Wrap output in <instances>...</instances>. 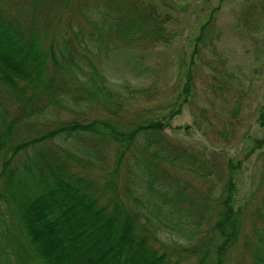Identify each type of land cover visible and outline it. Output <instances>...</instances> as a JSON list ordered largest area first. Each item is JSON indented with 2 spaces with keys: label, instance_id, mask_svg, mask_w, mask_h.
<instances>
[{
  "label": "trees",
  "instance_id": "1",
  "mask_svg": "<svg viewBox=\"0 0 264 264\" xmlns=\"http://www.w3.org/2000/svg\"><path fill=\"white\" fill-rule=\"evenodd\" d=\"M224 1L200 17L197 0H0V264H264V190L255 206L239 197L246 159H264V98L259 133L236 119L242 98L228 109L240 154L200 150L176 136L192 125L172 122L196 104L197 66L218 55ZM249 5L243 19L258 23ZM190 13L170 102H155L153 81L130 94L111 84L109 55H151ZM207 65L213 87L229 86L225 61Z\"/></svg>",
  "mask_w": 264,
  "mask_h": 264
},
{
  "label": "rangeland",
  "instance_id": "2",
  "mask_svg": "<svg viewBox=\"0 0 264 264\" xmlns=\"http://www.w3.org/2000/svg\"><path fill=\"white\" fill-rule=\"evenodd\" d=\"M205 2L206 0H197L199 6L195 3L200 17L203 13L200 11L201 7L206 8L205 11H207L218 0H212L209 5ZM250 2L258 3L257 12L262 17L258 23L256 20L245 23L242 17L245 7L250 11ZM199 14L190 13L185 16L187 24L184 25L183 32L177 36L178 38L170 45L157 47L149 56L143 55L142 52L133 53V51L109 55L105 61V72L111 84L116 89L130 94L126 85L141 88L151 85L153 81L152 91L158 96L155 102L161 101L162 104L170 102L175 79L178 78L176 74L181 57L190 44L191 35L197 30L195 20L200 18ZM216 14V26L220 31L216 45L218 55L207 53V56L205 55L207 62L204 60V63L197 66L196 104L187 106L183 113L172 122L174 126L192 125L191 132L188 134L181 132L176 136L200 150L224 147L230 153L239 152L240 154L243 148L242 141L236 142L234 137L227 140L224 129L228 109L235 100L242 98L244 103L236 119L240 121V125L242 123L244 131L259 133L254 117L257 106L264 98V0H225ZM251 15L252 13L249 12L248 16ZM223 61L227 63L226 69L232 75L227 79L230 82L229 86L218 89L217 85L213 87L212 71L207 64L210 62L212 65L223 67ZM146 67L149 69L146 70ZM222 83L225 86L228 84ZM199 106L206 107L210 111L209 118L214 123L210 129L200 120ZM263 173L264 159L257 158L256 154L246 159L239 179V197L242 202L251 201L253 206L256 205V201L264 190L260 181ZM161 233L164 241L169 244L173 242V235L170 232ZM186 264L191 263L186 262ZM231 264L242 263L235 260Z\"/></svg>",
  "mask_w": 264,
  "mask_h": 264
}]
</instances>
